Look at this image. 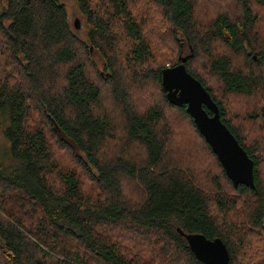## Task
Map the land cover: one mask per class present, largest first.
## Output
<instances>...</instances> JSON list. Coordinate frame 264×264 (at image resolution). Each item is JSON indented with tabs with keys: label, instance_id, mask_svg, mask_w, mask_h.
Returning a JSON list of instances; mask_svg holds the SVG:
<instances>
[{
	"label": "trees",
	"instance_id": "trees-1",
	"mask_svg": "<svg viewBox=\"0 0 264 264\" xmlns=\"http://www.w3.org/2000/svg\"><path fill=\"white\" fill-rule=\"evenodd\" d=\"M144 1L75 0L81 39L62 0H0V264H202L181 233L264 264V0ZM184 56L254 189L168 102Z\"/></svg>",
	"mask_w": 264,
	"mask_h": 264
},
{
	"label": "water",
	"instance_id": "water-1",
	"mask_svg": "<svg viewBox=\"0 0 264 264\" xmlns=\"http://www.w3.org/2000/svg\"><path fill=\"white\" fill-rule=\"evenodd\" d=\"M74 28L78 29L77 19ZM189 57H179L180 64L162 70L161 85L166 98L172 105L185 106L186 113L216 155L233 186L245 185L254 189L253 161L220 121L218 107L208 92L186 71ZM181 234L200 263L229 264V254L221 239H208L198 233Z\"/></svg>",
	"mask_w": 264,
	"mask_h": 264
},
{
	"label": "rangeland",
	"instance_id": "rangeland-1",
	"mask_svg": "<svg viewBox=\"0 0 264 264\" xmlns=\"http://www.w3.org/2000/svg\"><path fill=\"white\" fill-rule=\"evenodd\" d=\"M62 2L64 3V5L66 7V10H67V13H68V19H69L70 24L73 26L75 20L76 19L78 20V29H74V31L76 32V34L81 39H84L86 37V28H85V25H84L83 17H82L81 13L79 12V10H78V8L76 6L75 0H62ZM224 3H226V2H224ZM133 7H134V10L136 9V11L138 12L139 16H145V17L147 16L146 14H147V11H149V10H147V8L145 7V1L144 0L143 1L142 0H138V5H136V3H135V5H133ZM221 8L222 9H227L229 7H228L227 4H224V5L221 6ZM220 11H222V10L220 9ZM153 13H155V12L151 11V14H153ZM198 19H199V17H198ZM205 19H208V16L202 17L199 22L202 21L203 23H205L204 22ZM167 47L168 46L165 45L163 47V49L167 48ZM185 53H187L186 48H184V50H183V55ZM92 58L97 63V65L100 67L102 61H101L100 57L98 56V54L93 52L92 53ZM253 60L254 61L256 60L255 56L253 57ZM257 133H258L257 131L251 132L250 133V137H253V138L257 137L256 136ZM1 141H2V136H1V133H0V142Z\"/></svg>",
	"mask_w": 264,
	"mask_h": 264
}]
</instances>
